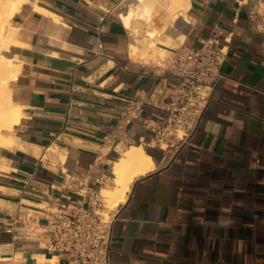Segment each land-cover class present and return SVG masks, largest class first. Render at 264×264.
<instances>
[{
  "label": "crops",
  "instance_id": "1",
  "mask_svg": "<svg viewBox=\"0 0 264 264\" xmlns=\"http://www.w3.org/2000/svg\"><path fill=\"white\" fill-rule=\"evenodd\" d=\"M126 1L27 0L10 20L20 44L5 55L19 65L10 89L23 117L17 143L0 148V264H70L28 230L57 197L82 191L73 176L111 174L125 145L104 138L129 104L138 101L145 119L167 116L177 84L169 58L209 38L228 55L189 141L166 161L145 144L153 133L141 121L128 124L158 167L116 210L110 263L264 264V0H190L189 19L158 0L150 23L135 16L131 27L124 14L138 0L119 12ZM147 30L165 60L142 54L143 42L133 53L134 34Z\"/></svg>",
  "mask_w": 264,
  "mask_h": 264
},
{
  "label": "built area",
  "instance_id": "2",
  "mask_svg": "<svg viewBox=\"0 0 264 264\" xmlns=\"http://www.w3.org/2000/svg\"><path fill=\"white\" fill-rule=\"evenodd\" d=\"M264 30V21L260 24ZM228 55L227 46L218 38L206 39L201 47L177 50L169 58L168 68L177 78V84L162 120L142 117V105L136 101L127 107L123 118L104 142L112 147L143 143L128 128L131 121H141L153 133L150 142L164 152V160L181 149L198 129L200 120L210 102L217 82L222 78L221 67ZM71 185H80L81 192L69 202L56 198L47 210L45 223L28 230L48 253L64 256L70 264H111L114 209L105 205L102 188L109 184L111 174L75 175ZM94 179V180H92ZM118 209V208H117ZM116 209V210H117Z\"/></svg>",
  "mask_w": 264,
  "mask_h": 264
},
{
  "label": "bare ground",
  "instance_id": "3",
  "mask_svg": "<svg viewBox=\"0 0 264 264\" xmlns=\"http://www.w3.org/2000/svg\"><path fill=\"white\" fill-rule=\"evenodd\" d=\"M25 1L27 0H7L2 11H0V148L17 143L18 138L16 139L14 136L13 129L15 125L20 123L23 117L21 107L14 103L11 95L12 88L10 89L11 80L15 79L18 75L19 65L15 63L12 57L6 56L3 51L12 44H20L15 37L16 31L9 30L8 24L12 16ZM157 2L158 0H138V5L126 13L127 25L129 27L132 26V21L135 16L144 18V20L150 23ZM189 6L190 0H170L169 9L173 12L174 17L183 16L188 19L187 11ZM36 8L45 10L40 6ZM135 30L138 32L136 28ZM146 33L149 37L144 36L142 39L139 37L141 40L134 34L137 47L138 42H143L144 44L142 47L144 46L143 48L145 50L143 49L144 53L142 54H148L149 49L153 50V56L159 53L164 54L166 50L158 47L156 45L157 43L155 44L153 41L154 38L152 37L154 36V32L147 30ZM139 45L141 47V44ZM133 51L139 53L140 49L136 48ZM49 150L59 152L61 157L64 158L57 146L50 147ZM157 167L158 161L155 156L141 143L131 144L122 150L120 156L114 160L111 168V177L115 182L114 186L112 188L103 187L101 191L105 205L109 208H119L126 201L128 191L134 180Z\"/></svg>",
  "mask_w": 264,
  "mask_h": 264
},
{
  "label": "rangeland",
  "instance_id": "4",
  "mask_svg": "<svg viewBox=\"0 0 264 264\" xmlns=\"http://www.w3.org/2000/svg\"><path fill=\"white\" fill-rule=\"evenodd\" d=\"M6 2H7V0H0V11H2V9H3V7L5 6V4H6ZM131 2H130V0H127L125 3H123L118 9H119V12L120 11H122V10H124V9H126L127 8V5H129ZM132 9V8H131ZM161 12H160V10L158 9V11L156 12V15H155V17L157 16H159L160 17V14ZM188 14V13H187ZM124 16H126V13L124 14ZM154 17V19H156ZM188 19H189V15H188ZM125 20H126V23L128 24V21H127V18L125 17ZM155 22V21H154ZM9 24H10V22H9ZM9 24H8V27H9ZM136 48H138L137 47V45L135 44V35H134V42H133V50L134 49H136ZM4 53H5V50L3 51ZM133 53H137L136 51H133ZM161 55V56H160ZM170 54L169 53H166V52H164V54H161V53H159V54H155L154 56H152V58H154V59H157L158 57V59H160L161 61L162 60H165L168 56H169ZM11 146H13V145H11ZM128 147V146H127ZM126 147V148H127ZM126 148H123L122 149V147L120 146L119 147V149H120V152H122V150H124V149H126ZM114 162V161H113ZM113 165V164H112ZM113 175V174H112ZM114 180L113 179H111V181H110V183L109 184H107V185H105L104 187H109V188H112L113 186H114ZM108 207V206H107ZM112 209H114L115 211H116V209L117 208H109L108 207V210H112Z\"/></svg>",
  "mask_w": 264,
  "mask_h": 264
}]
</instances>
